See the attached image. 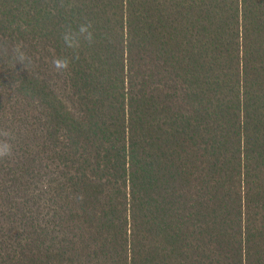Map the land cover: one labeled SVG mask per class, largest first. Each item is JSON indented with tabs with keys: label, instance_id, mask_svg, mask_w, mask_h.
I'll return each instance as SVG.
<instances>
[{
	"label": "trees",
	"instance_id": "obj_1",
	"mask_svg": "<svg viewBox=\"0 0 264 264\" xmlns=\"http://www.w3.org/2000/svg\"><path fill=\"white\" fill-rule=\"evenodd\" d=\"M5 41L0 264H264V0H0Z\"/></svg>",
	"mask_w": 264,
	"mask_h": 264
},
{
	"label": "clouds",
	"instance_id": "obj_2",
	"mask_svg": "<svg viewBox=\"0 0 264 264\" xmlns=\"http://www.w3.org/2000/svg\"><path fill=\"white\" fill-rule=\"evenodd\" d=\"M71 5H69L70 7ZM23 27V26H22ZM61 39L66 49L72 50L73 57L56 56L52 60V66L58 73L67 71L73 59H79V51L86 43L95 42V31L92 21L86 20L76 29L68 26L61 33ZM20 63L30 73L34 63L32 56L27 52L22 42L0 44V66L7 65L15 68ZM14 133L10 128H0V159L11 158L14 154Z\"/></svg>",
	"mask_w": 264,
	"mask_h": 264
}]
</instances>
